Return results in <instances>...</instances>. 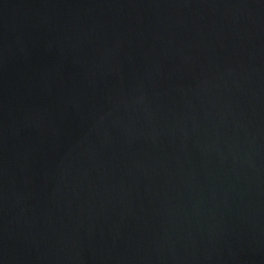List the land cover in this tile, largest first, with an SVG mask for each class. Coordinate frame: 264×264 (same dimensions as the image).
Segmentation results:
<instances>
[{"label": "water", "instance_id": "obj_1", "mask_svg": "<svg viewBox=\"0 0 264 264\" xmlns=\"http://www.w3.org/2000/svg\"><path fill=\"white\" fill-rule=\"evenodd\" d=\"M0 264H264V0H0Z\"/></svg>", "mask_w": 264, "mask_h": 264}]
</instances>
